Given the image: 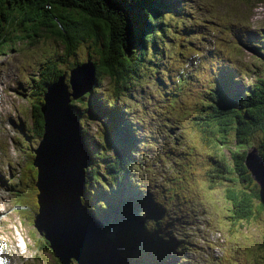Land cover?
<instances>
[{
    "label": "trees",
    "instance_id": "16d2710c",
    "mask_svg": "<svg viewBox=\"0 0 264 264\" xmlns=\"http://www.w3.org/2000/svg\"><path fill=\"white\" fill-rule=\"evenodd\" d=\"M166 4L169 6L168 9L165 8V0H1L0 54L20 43L31 44L41 40L57 41L59 48H62L60 53L66 56L74 53L75 48L77 50L79 46L84 45L89 50L88 57L95 65L94 86L108 79L120 93L124 87L130 86L131 77L138 73L136 62L138 60L144 62V55L151 50V56L155 58L149 72L153 77V84L146 89L158 87L157 91L161 92L160 86L165 85L167 117L164 123L167 122L175 133L184 132L183 129L191 128L193 124L197 126L202 141L207 145L211 144L212 153L221 154L220 159L215 160L219 171L217 177L229 179L233 174V167L226 161V155L221 149L230 145L232 140L236 142L238 148L245 149L248 142L252 141L251 138L254 139L257 134H264V31H256L250 26L239 27L234 33L235 45L230 51H226L210 38L212 33H216L215 26H219L222 31L225 26L213 20L216 17L212 15L207 17L209 7L202 0H178L175 4L166 1ZM168 12L171 13L167 16ZM43 34H48L49 37ZM245 46L251 48L250 53L258 52L254 54L260 58L263 67L259 72L260 63L258 67L255 65L254 82L249 89H244L242 83L240 87L226 88L224 86L226 79L235 75L239 82H242L251 70L247 63L242 61L244 52L241 48ZM87 60L74 61L69 71ZM62 61L59 54L50 61L47 58L40 64V74L37 77L25 79L28 88L33 89V132L39 134L41 138L45 133L42 111L44 95L47 87L66 72V69L65 71L55 69ZM138 80L141 82L139 77ZM136 84L135 82L132 86ZM146 89L140 96H133L135 101L132 105L126 106L129 120L136 122L133 129L118 118L119 109L115 102H102L96 91L94 95L87 93L80 98V104L83 101V106L86 105L84 102L88 101L89 110L84 113L74 111L78 117L81 114L86 116L90 111L97 120L105 117L106 121L102 120V123H106L112 131L116 127L115 122L125 125L119 136L111 131L110 136L106 138L107 148H104L103 152L106 151L105 159H109L110 162L102 169L110 176L102 177L104 174L97 170L98 165L93 168L99 159L98 153L94 150L91 154L92 169L86 172L87 192L91 191L93 183L100 185L101 189L104 188L103 195L98 197L100 211L97 217L106 221L108 228L113 229L118 239L122 241L130 237L131 229V220L126 218V215L131 213L129 207L126 208L124 205L133 200L134 213L140 218L144 214V207L138 202V196L131 198L122 191L118 197L112 198L116 193L115 187L123 190L121 183L127 175V169L129 172L133 162H137V166L144 165L141 158L147 159L155 153L153 152L155 145L159 146L155 155L162 160L165 156V147L158 142L160 133L157 131H162L161 127L156 126L153 130L146 118L141 116L147 114L156 120L155 112L150 108L152 97ZM85 97L87 99L83 100ZM179 110L182 114L176 116ZM165 132L167 133L166 130ZM231 132L235 133L232 140L229 138ZM142 148L145 150L142 151ZM254 148L257 150V147ZM108 151L110 153H107ZM238 151L236 156L241 159L240 175H247L240 177V180H250L251 173L245 164L247 150ZM139 154L142 155L141 158L136 157ZM168 155L173 156L171 152ZM30 169L36 172L33 166ZM30 177V187H27L29 190L36 182L31 174ZM230 180L236 182L233 178ZM21 182L20 180L18 183ZM18 183L12 185V191L21 190V187H17ZM141 186L150 195L154 206V213H150L151 218L157 217L156 220L168 228L169 225L161 222L165 216L163 202L156 204L154 202L156 195L152 194L153 191L148 185H140L138 190H142ZM246 190L245 187L227 189V195L232 203L231 217L236 222L240 218L248 219L252 213L254 215L252 218L259 214L256 208V200L261 199L259 191L255 188ZM168 194L173 196L171 190ZM171 201L173 199H169V202ZM261 202L264 210V200ZM176 217L170 223L172 228L180 227L179 216ZM151 233L153 235L152 230ZM152 239L157 241L158 238L152 236ZM140 241L142 240L132 241L133 248L129 253L132 254L134 261L139 258L140 251L144 256L146 254L144 248L148 245L147 238ZM41 243L46 249H51L49 240L43 235ZM167 256L166 254V260Z\"/></svg>",
    "mask_w": 264,
    "mask_h": 264
},
{
    "label": "rangeland",
    "instance_id": "374dc122",
    "mask_svg": "<svg viewBox=\"0 0 264 264\" xmlns=\"http://www.w3.org/2000/svg\"><path fill=\"white\" fill-rule=\"evenodd\" d=\"M166 1L169 4H175L178 0H165V8L168 9ZM202 1L209 7L207 17L212 15L216 17L213 20L225 26L224 31L219 26H215L216 33H212L210 38L217 46L226 51H230L235 45L234 33L239 27L250 26L256 31H264V0H259L262 2L255 0ZM169 13L171 12H168L167 16ZM43 36L49 37L48 34H43ZM61 49L55 40H41L31 44L20 43L0 54V256L4 264H57L60 262L52 249H46L44 244L42 245V235L34 226L35 216L40 209L39 190L36 182L30 190L27 187H30V174L35 180L37 179L38 168L33 165V162L36 156L35 150L38 146L40 147L43 136L41 138L39 134L33 132V89L24 85L21 78L25 73H28L31 78L37 77L40 74V64L47 58L50 61L59 54L64 62H60L55 69L62 71L66 69V72L51 84H54L62 76L65 77L64 81L69 83L71 65L76 60L90 59L88 57L89 50L81 45L77 50L75 48L74 53L66 56L60 53ZM250 49L246 46L241 48L244 52L242 61L251 68L249 74L245 75L242 82L232 75L225 80L226 88L240 87L242 83L244 89H249L253 84L256 73L255 65L258 67L260 63L258 67L260 72L263 64L260 58L254 54L258 52L250 53ZM143 60L144 62L140 60L136 62L135 67L139 68L138 73L131 77L130 86L124 87L120 93L108 79L102 80L100 84L93 86L92 91L88 92L94 95L95 90L102 102H115L119 109L118 118L132 129L136 127V122L129 120L126 106L132 105V102L135 101L134 97L140 96L147 86L153 84V77L149 72L155 58L151 56V50L144 55ZM135 82L136 86H132ZM160 88H162L161 92L157 91L158 87L146 89L148 90L146 92L152 97L150 108L155 112L156 122L150 115L141 114V116L146 118L153 130L156 126H160L162 129L157 133H160L158 142L165 144V165L160 164L162 160L158 161L155 155L143 159L139 154L140 156L136 157L141 158L145 164L137 166V162H133L129 172L127 169V175L122 174L125 175V178L121 187H127L125 195L131 198L138 196V202L144 207V214L141 215L142 219L137 217L138 215L133 210L135 206L133 200L124 205L126 208L129 207L131 213V215H126V218L131 220V229L130 237L128 236L127 240L119 239L120 248L131 252L133 240L144 241L147 238L148 245L144 248L146 254L144 256L140 251L138 253L139 260L137 259L134 264H264V210L261 207V200H264V188L248 167L247 169L251 173L250 180H240V177L247 175H240L241 159L236 156L238 150H247L246 162L248 156L255 153L254 147H257L260 153L258 155L264 161V134H257L254 139L251 138L252 141L248 142L245 149H242L238 148L236 142L232 140L235 133H230L229 138L232 143L221 151L226 155V161L233 167V174L230 178L235 179L236 182L231 181L230 178L223 180L217 177L219 171H217V162L215 161L220 159L221 154L212 153L211 144L207 145L202 141V137L196 129L197 126L193 124L191 128L183 129L184 132L175 133V130L166 124L167 122L164 123L167 117L165 85ZM221 90L226 94L225 90L222 88ZM86 95L87 93L77 99H72V105L77 107L74 106V111L84 113L89 110L88 101L84 102L85 106H83V101L82 105L80 104V98ZM85 99L87 98L85 97L83 100ZM89 100L91 102L90 96ZM90 112L86 116L81 114L80 117L75 112L74 114L79 118L83 140L90 154H93V150L98 153L99 159L94 163L93 168L98 165L97 170L102 171L104 174L102 177L106 178L110 176L102 169L105 164L108 165L110 162L109 159H105L106 151L103 152L104 148H107L106 138L112 132H116L119 136L120 130L125 125L115 122L116 127L112 131L106 123H102V120L106 121L105 117L102 120H97ZM181 114L179 110L176 116ZM181 126L183 127L184 124L182 123ZM171 149H173V156L168 155ZM178 149L183 152H178ZM33 154L34 156H32ZM136 157L133 159L136 160ZM31 166L35 167L36 173L30 169ZM90 166L85 169V172L92 169ZM162 173L165 174V181L157 176ZM142 174L145 179L141 178ZM19 179L22 182L18 183L17 187H21V190L12 191V185ZM140 185H149L150 190L152 187L165 188V196L171 190L173 201L168 203V207L172 211L167 212L165 220H169L172 216H180V227H174L177 230H172L171 226L164 227L158 220L151 218V197L142 186V190H138ZM91 187V191L87 192L88 187L85 185L82 202L86 207H89V211L95 219L104 221L97 217L100 211L98 197L103 195L104 188L101 189V186L96 183H93ZM229 187H245L246 191L255 188L259 191L261 199L256 200V208L259 213L257 217L252 218L254 216L252 213L249 220L240 218L237 222L231 217L232 203L227 195ZM143 221L149 233L143 228ZM108 229V232L105 231L106 236L109 235L113 239L116 234L113 229ZM152 236H156L157 241H153ZM167 241L168 243H166ZM165 250L168 251L167 257H170L171 261L168 262L165 257V263H163ZM74 261L75 259L71 261V264L77 263Z\"/></svg>",
    "mask_w": 264,
    "mask_h": 264
},
{
    "label": "water",
    "instance_id": "95a60500",
    "mask_svg": "<svg viewBox=\"0 0 264 264\" xmlns=\"http://www.w3.org/2000/svg\"><path fill=\"white\" fill-rule=\"evenodd\" d=\"M95 77V65L88 59L71 70L69 83L62 76L47 87L42 106L45 133L33 162L40 207L34 226L62 264L74 259L77 264H134L132 254L127 249L119 252L116 241L106 236V221L95 219L82 202L92 155L71 101L92 91ZM254 152L245 163L264 188V161Z\"/></svg>",
    "mask_w": 264,
    "mask_h": 264
},
{
    "label": "bare ground",
    "instance_id": "6f19581e",
    "mask_svg": "<svg viewBox=\"0 0 264 264\" xmlns=\"http://www.w3.org/2000/svg\"><path fill=\"white\" fill-rule=\"evenodd\" d=\"M215 65H217V63L215 64ZM96 84V82L94 83V85ZM95 91V90H94ZM151 91V90H150ZM145 150V148H142V151H144ZM91 165H92V163H91ZM36 173V172H35ZM126 188L127 187H125V188H123V190H121V189H118L117 187H115V190H116V193L113 195V197L112 198H116V197H118V195L120 194V191H122V193L123 194H125V192H126ZM140 188V187H139ZM156 191V190H155ZM148 194V193H147ZM152 194H154V195H156V192H152ZM158 194V193H157ZM154 202H155V200H154ZM98 209L100 210V207H98ZM139 219H142V218H140L139 216H137ZM179 218H180V216H179ZM142 225H143V228L145 229V231L146 232H148V229H147V227H146V225H145V223H144V221H143V223H142ZM171 225V224H170ZM170 225L168 226V228L170 227ZM163 230H165V229H163ZM172 230H176V228H172ZM171 230V231H172ZM149 233V232H148ZM115 241H116V243H117V245H118V251L120 252L122 249L119 247L120 246V243H119V239L117 238V236L115 235L114 236V238H113ZM174 240V242L176 241L175 239H173ZM175 244H177V242H175ZM166 254L168 255V251H165L164 252V258L166 257ZM167 261L169 262V261H171V259H170V257H167Z\"/></svg>",
    "mask_w": 264,
    "mask_h": 264
}]
</instances>
